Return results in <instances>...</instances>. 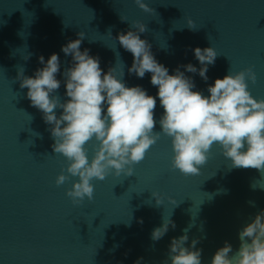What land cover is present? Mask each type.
Segmentation results:
<instances>
[{
  "label": "water",
  "instance_id": "95a60500",
  "mask_svg": "<svg viewBox=\"0 0 264 264\" xmlns=\"http://www.w3.org/2000/svg\"><path fill=\"white\" fill-rule=\"evenodd\" d=\"M154 11L144 12L134 0H0V264H165L173 238L187 230L190 246L202 250V264L225 242L233 252L238 233L264 209V173L253 168H230L217 145L207 154L198 175L185 176L171 167V141L161 135L134 166V173H109L93 180V198L74 204L66 193L77 178L55 181L67 161L55 154L49 127L20 88L18 72L32 76L51 54H59L61 72L71 57L62 45L84 33L81 51L100 59L107 72L115 68L128 87L142 86L149 95L157 89L150 74H128L132 55L115 40L134 22L146 25L141 39L152 45L157 61L169 69L192 63V50L213 47L208 81L192 76L207 95L216 79L251 67L256 82L248 81L255 99H264V0H143ZM121 17L127 21H121ZM196 29L191 30L187 21ZM111 34V37L109 36ZM28 57V59H25ZM183 70V69H181ZM63 83L57 92L65 99ZM156 119L163 113L157 100ZM59 115V111L57 112ZM157 124L154 131H159ZM89 142V160L93 156ZM152 193L163 204L157 205ZM175 200V205L169 203ZM170 218L174 224L159 241L154 228ZM142 221V223H140ZM231 255V254H230Z\"/></svg>",
  "mask_w": 264,
  "mask_h": 264
},
{
  "label": "clouds",
  "instance_id": "9594fccd",
  "mask_svg": "<svg viewBox=\"0 0 264 264\" xmlns=\"http://www.w3.org/2000/svg\"><path fill=\"white\" fill-rule=\"evenodd\" d=\"M134 3L144 12L154 11L143 0ZM121 21L127 20L121 17ZM187 26L196 29L190 19ZM131 29L118 33L115 40L132 55L128 74L138 79L150 74V84L157 89L155 96L142 86L128 87L123 70L119 75L115 68L104 72L99 57L91 55L87 48L81 51L83 32L61 47V52L71 57L70 67L62 73L63 80L57 78L61 72L57 53L46 61L40 56L42 67L32 76L24 75L23 68L18 72L20 88L27 89L26 98L31 107L42 114L43 122L49 126L47 131L54 141L52 151L67 161V175L62 169L56 185L77 178L66 195L74 204L85 198L91 201L93 180L103 181L109 173L133 175L134 166L144 160L161 135L171 141V167L185 176L199 174L197 166L206 163L213 145L230 161L231 169L253 168L264 173V99L253 98L248 90V81L256 82L253 69L229 72L216 79L205 95L194 90L196 84L186 73L199 75L207 82L209 66L214 65L218 55L213 47L192 50L199 68L188 63L178 65L169 74V69L155 58L152 45L141 39L146 25L134 22ZM62 83L63 102L57 95ZM157 100L163 109L158 119L155 118ZM157 124L160 130L154 131ZM91 141H95L94 154L89 160L87 145ZM152 195L157 205L164 203L158 193ZM168 202L176 203L172 199ZM170 225L175 228L170 218L164 219L160 227L153 229L151 239H162ZM186 233L187 230L171 240L165 264H202V250L196 248L199 241L193 240L190 246H185ZM238 236L239 249L233 252L232 245L225 242L213 254L210 264H264V209ZM142 259L138 258L134 264H141Z\"/></svg>",
  "mask_w": 264,
  "mask_h": 264
}]
</instances>
